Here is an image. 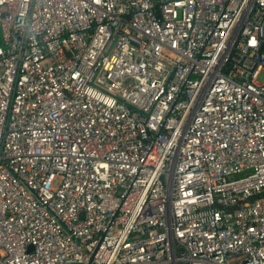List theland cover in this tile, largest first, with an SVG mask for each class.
Here are the masks:
<instances>
[{
    "label": "built area",
    "instance_id": "obj_1",
    "mask_svg": "<svg viewBox=\"0 0 264 264\" xmlns=\"http://www.w3.org/2000/svg\"><path fill=\"white\" fill-rule=\"evenodd\" d=\"M0 264H264V0H0Z\"/></svg>",
    "mask_w": 264,
    "mask_h": 264
}]
</instances>
